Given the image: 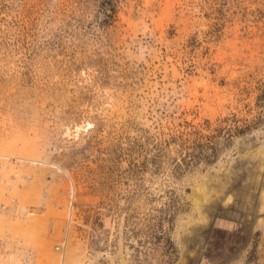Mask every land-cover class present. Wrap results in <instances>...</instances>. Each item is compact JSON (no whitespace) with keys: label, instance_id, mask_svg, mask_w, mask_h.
Instances as JSON below:
<instances>
[{"label":"rangeland","instance_id":"1","mask_svg":"<svg viewBox=\"0 0 264 264\" xmlns=\"http://www.w3.org/2000/svg\"><path fill=\"white\" fill-rule=\"evenodd\" d=\"M0 264H264V0H0Z\"/></svg>","mask_w":264,"mask_h":264},{"label":"crops","instance_id":"2","mask_svg":"<svg viewBox=\"0 0 264 264\" xmlns=\"http://www.w3.org/2000/svg\"><path fill=\"white\" fill-rule=\"evenodd\" d=\"M245 236L246 240H249V231L248 232H244L243 234H241V236Z\"/></svg>","mask_w":264,"mask_h":264},{"label":"bare ground","instance_id":"3","mask_svg":"<svg viewBox=\"0 0 264 264\" xmlns=\"http://www.w3.org/2000/svg\"><path fill=\"white\" fill-rule=\"evenodd\" d=\"M42 216V215H41ZM46 218V217H45ZM38 222H40V220L38 221ZM38 225L40 224V223H37ZM33 225V224H32ZM35 225H36V223H35ZM33 227H34V225H33ZM35 228H37V227H35Z\"/></svg>","mask_w":264,"mask_h":264}]
</instances>
